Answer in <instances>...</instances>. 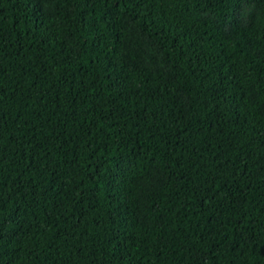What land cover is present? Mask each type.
Returning <instances> with one entry per match:
<instances>
[{
	"label": "trees",
	"instance_id": "1",
	"mask_svg": "<svg viewBox=\"0 0 264 264\" xmlns=\"http://www.w3.org/2000/svg\"><path fill=\"white\" fill-rule=\"evenodd\" d=\"M245 6L0 0V264H264Z\"/></svg>",
	"mask_w": 264,
	"mask_h": 264
},
{
	"label": "snow or ice",
	"instance_id": "2",
	"mask_svg": "<svg viewBox=\"0 0 264 264\" xmlns=\"http://www.w3.org/2000/svg\"><path fill=\"white\" fill-rule=\"evenodd\" d=\"M245 2L246 0H234L236 7L239 9V12H243V5L245 4ZM247 2H251V0H247ZM239 18L240 17L238 14L236 19L238 20ZM4 231H5V225L2 222H0V239L3 238Z\"/></svg>",
	"mask_w": 264,
	"mask_h": 264
},
{
	"label": "rangeland",
	"instance_id": "3",
	"mask_svg": "<svg viewBox=\"0 0 264 264\" xmlns=\"http://www.w3.org/2000/svg\"><path fill=\"white\" fill-rule=\"evenodd\" d=\"M251 8H252L251 6H245V7L243 8L242 17H243L244 19H247L248 14H249L250 11H251ZM145 43H146V45H147V48H148L149 52H150V53H155V51L153 50L152 44H151L148 40H145Z\"/></svg>",
	"mask_w": 264,
	"mask_h": 264
}]
</instances>
